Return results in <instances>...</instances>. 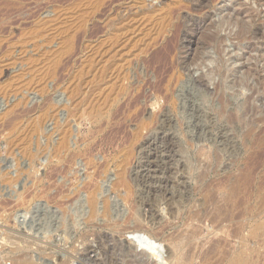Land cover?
I'll use <instances>...</instances> for the list:
<instances>
[{"label":"rangeland","instance_id":"obj_1","mask_svg":"<svg viewBox=\"0 0 264 264\" xmlns=\"http://www.w3.org/2000/svg\"><path fill=\"white\" fill-rule=\"evenodd\" d=\"M263 32L264 0H0V264H82L115 238L139 264L135 216L164 258L199 226L208 264H264Z\"/></svg>","mask_w":264,"mask_h":264},{"label":"bare ground","instance_id":"obj_2","mask_svg":"<svg viewBox=\"0 0 264 264\" xmlns=\"http://www.w3.org/2000/svg\"><path fill=\"white\" fill-rule=\"evenodd\" d=\"M236 15V14H235ZM251 15V14H250ZM238 16V15H237ZM242 17V16H241ZM252 17V16H251ZM235 18V17H234ZM248 18H249V16H248ZM233 19V18H232ZM243 19V18H242ZM239 20V19H238ZM242 21V20H241ZM244 22V21H243ZM246 22V21H245ZM234 29V28H233ZM240 34V33H239ZM238 33H237V35H239ZM245 34H246V32H245ZM244 35V34H243ZM257 36H259V37H264V32L263 33H259V35H257ZM258 38V37H257ZM238 40L240 39V38H237ZM250 39V38H249ZM257 40V39H256ZM255 50L257 51L258 49H256V47H255ZM224 52V51H223ZM257 52H259V51H257ZM236 53V52H235ZM229 55H231V54H229ZM237 56V55H236ZM242 56V55H241ZM240 57V56H239ZM261 57H262V59H263V61H264V56L263 55H261ZM250 58H251V56H250ZM250 58H247V59H250ZM241 60H239L240 61V64H241V68L243 69L242 71H244V73H247V75L248 76H250L248 73H250L251 71L252 72H254L253 71V69H255V72H258L259 73V71H258V67L256 66V65H252L250 62H248V61H251V60H253V58H251L250 60H245V61H243L244 59H246V58H240ZM256 59V58H255ZM258 59V58H257ZM175 61V60H174ZM238 61V60H237ZM239 61H238V63H239ZM259 62V61H258ZM237 63V64H238ZM236 64V63H235ZM174 66V65H173ZM220 69V68H219ZM239 70V69H238ZM241 70V69H240ZM241 71V72H242ZM220 72V71H219ZM235 72V71H234ZM221 73V72H220ZM238 74V73H237ZM221 75V74H220ZM239 75V74H238ZM228 76V75H227ZM241 76H243V75H241ZM247 76V77H248ZM253 76V75H252ZM256 76L258 77V75L256 74ZM256 77V78H257ZM202 78V77H201ZM238 78V77H237ZM246 79V78H245ZM177 80V79H176ZM235 80V79H234ZM237 80V79H236ZM240 80H241V78H240ZM257 80H260V79H257ZM169 81V80H168ZM167 81V82H168ZM232 81V80H231ZM239 81V80H238ZM249 81V80H248ZM235 82V81H234ZM240 82V81H239ZM221 83V82H220ZM239 85H241L240 83L238 84V86ZM261 85H262V83H261ZM167 86V85H166ZM165 86V87H166ZM235 86V85H234ZM237 86V85H236ZM251 86V85H250ZM249 86V87H250ZM263 86V85H262ZM164 87V88H165ZM239 87H241V86H239ZM247 87V86H246ZM254 87V86H253ZM253 87H252V89H253ZM173 87H171V89H172ZM263 88V87H262ZM251 90V89H250ZM254 90V89H253ZM253 90H251V91H253ZM175 91V90H174ZM255 91V90H254ZM257 91V90H256ZM260 91V90H259ZM179 92V91H178ZM176 93V92H175ZM169 94V93H168ZM166 95V94H165ZM189 96V95H188ZM238 96V95H237ZM189 98V97H188ZM137 100V99H136ZM249 101V100H248ZM188 104V103H187ZM198 106V105H197ZM199 109V108H198ZM139 111V110H138ZM200 112V111H199ZM167 113V112H166ZM133 114V113H132ZM195 114V113H194ZM139 116V115H138ZM200 117V116H199ZM212 117V116H211ZM234 118V117H233ZM210 119V118H209ZM117 120V119H116ZM169 120V119H168ZM113 121V120H112ZM159 121V120H158ZM207 122V121H206ZM171 123V122H170ZM258 123V122H257ZM210 124V123H209ZM225 124V123H224ZM69 126V125H68ZM141 126V125H140ZM225 126H227V125H225ZM207 127V126H206ZM142 128H144V127H142ZM65 129V128H64ZM67 130V129H66ZM200 130V129H199ZM68 131H69V129H68ZM161 131V130H160ZM198 131V130H197ZM209 131V130H208ZM226 132V131H225ZM63 133H66V131L65 132H63ZM121 133V132H120ZM148 133H149V131H148ZM164 133V132H163ZM173 133V132H172ZM139 134H140V132H139ZM139 134L138 133H136L135 134V136L138 138V136H139ZM67 135H71L70 133H68ZM93 135V134H92ZM131 135V134H130ZM140 135H142V134H140ZM163 135V134H162ZM63 136H65V138H63V142L60 144L61 145V149L63 150L64 149V151H66V149L65 148H67V146H69L68 144V138L69 137H67L66 135H64L63 134ZM121 136V135H120ZM128 136V135H127ZM134 136V137H135ZM225 136V135H224ZM61 137V136H60ZM131 137V136H130ZM129 137V138H130ZM135 137V138H136ZM141 136H139V138H140ZM62 138V137H61ZM120 138V137H119ZM166 138V137H165ZM118 139V138H117ZM134 139V138H133ZM227 139V138H226ZM164 140V139H163ZM234 140V139H233ZM127 141V140H126ZM138 141H139V139H138ZM60 142H61V140H60ZM133 142V141H132ZM136 141H135V139H134V144H136L135 143ZM169 142V141H168ZM171 142V141H170ZM229 142V141H228ZM125 143V142H124ZM128 144V143H127ZM133 144V145H134ZM171 144H172V142H171ZM155 145V144H154ZM143 146V145H142ZM59 147V146H58ZM129 148H131V147H129ZM61 149H59L60 151H61ZM133 149V148H132ZM141 150H142V147L140 148ZM139 149V150H140ZM181 149V148H180ZM77 150V149H76ZM130 150V149H129ZM129 150H127V151H129ZM177 150V149H176ZM57 152H58V150H56ZM55 151V152H56ZM121 151V150H120ZM125 150H123V152H124ZM131 152H133V150H130L128 153H126L127 155H126V157H125V160H123V162H121L122 163V165H123V172H125L126 170L124 169V168H126V166L128 165V159H129V157L134 153H131ZM149 152V151H148ZM59 153V152H58ZM79 153V152H78ZM178 153V152H177ZM60 154H61V152H60ZM75 154V153H74ZM165 154V153H164ZM79 155V154H78ZM70 156V155H69ZM91 156V155H90ZM148 157V156H147ZM158 157V156H157ZM73 158V157H72ZM93 158V157H92ZM124 158V157H123ZM61 159V158H60ZM74 159V158H73ZM72 159V160H73ZM130 159H131V157H130ZM154 159V158H153ZM67 160H69V159H67ZM148 160V159H147ZM87 161V160H86ZM137 161V160H136ZM151 161V160H150ZM156 161V160H155ZM172 161V160H171ZM180 161H182V160H180ZM149 162V161H148ZM94 163V162H93ZM106 163V162H105ZM120 163V164H121ZM137 163V162H136ZM145 163V162H144ZM110 164V163H109ZM109 164H108V166H109ZM138 164H140L141 165V162H139ZM149 164V163H148ZM167 164V163H166ZM90 165V164H89ZM158 165V164H157ZM170 165V164H169ZM81 167V166H80ZM86 167V166H85ZM156 167V166H155ZM83 168V167H82ZM97 168H98V166H97ZM153 168V167H152ZM183 168V167H182ZM101 169V168H100ZM104 169V168H103ZM103 169H102V171L101 172H103ZM167 169V168H166ZM83 170V169H82ZM95 170V169H94ZM93 170V171H94ZM125 170V171H124ZM130 170V169H129ZM160 170V169H159ZM177 170V169H176ZM136 171V170H135ZM151 171H152V169H151V167L149 168V167H147L146 165H141V169H140V171H139V174L141 173V174H144V172H145V175L147 174H149V173H151ZM155 171H156V169H155ZM121 172V171H120ZM134 172V171H133ZM136 172H138V171H136ZM154 172V171H153ZM164 172V171H163ZM94 173V172H93ZM97 173V172H96ZM129 173V172H128ZM175 173V172H174ZM89 174V173H88ZM92 174V173H91ZM120 174V173H119ZM118 174V175H119ZM122 174V173H121ZM125 174L126 173H123L122 175H121V178H120V183H122V184H124V183H126L125 181H126V179H125ZM136 174V173H135ZM153 174V173H152ZM155 174V173H154ZM90 175V174H89ZM151 175V174H150ZM151 176H153V175H151ZM136 177V176H135ZM142 177V176H141ZM145 177H147V176H145ZM150 178V177H149ZM102 179H104V178H102ZM128 179V178H127ZM139 179H141V178H139ZM155 179V178H154ZM143 180V179H142ZM144 180H146V178L144 179ZM178 180V179H177ZM134 181V180H133ZM150 181V180H149ZM156 181H158V180H156ZM181 181V180H180ZM98 182V181H97ZM111 182V181H110ZM116 182V181H115ZM146 182V181H145ZM91 183V182H90ZM143 183V182H142ZM86 184V183H85ZM98 184V183H97ZM121 184V185H122ZM154 184H156V183H154ZM183 184V183H182ZM112 185H115V183H113ZM116 185H118V184H116ZM128 185V184H127ZM149 186V185H148ZM155 186V185H154ZM153 186V187H154ZM157 186V185H156ZM156 186H155V188H156ZM86 187V186H85ZM96 187V186H95ZM118 187H119V185H118ZM161 187V186H160ZM172 187V186H171ZM170 187V188H171ZM187 187H188V185H187ZM101 188V187H100ZM149 188V187H148ZM97 189H98V187H97ZM115 189V188H114ZM153 189V188H152ZM161 189V188H160ZM187 189V188H186ZM96 190V189H95ZM159 190V189H158ZM157 190V191H158ZM98 191V190H97ZM141 191V190H140ZM153 191V190H152ZM155 191V190H154ZM160 191V190H159ZM163 191V190H162ZM173 191V190H172ZM108 192V191H107ZM159 193V192H158ZM150 194V193H149ZM160 195V194H159ZM185 195V194H184ZM90 197V196H89ZM88 197V198H89ZM179 197V196H178ZM187 197V196H186ZM163 198V197H162ZM145 199V198H144ZM149 199V198H148ZM160 199V198H159ZM170 199V198H169ZM211 199V198H210ZM146 200V199H145ZM88 201H89V199H88ZM150 201V200H149ZM154 201V200H153ZM169 201V200H168ZM152 202V201H151ZM158 202V201H157ZM207 202V201H206ZM208 203V202H207ZM154 204V203H153ZM170 204V203H169ZM106 206H105V208L103 209L104 211H103V213H102V215L101 216H99V213H100V210H99V208H98V206H99V204H98V200H97V197H96V194L95 195H93V197L91 198V201H90V219L91 220H95L97 217H103V220H105V218L104 217H106V218H111V215H110V206H112V205H108L107 203L105 204ZM160 205V204H159ZM200 205V204H199ZM158 206V205H157ZM180 206V205H179ZM171 207V206H170ZM161 208V207H160ZM204 210V208H201V209H198V210ZM207 209V208H206ZM115 210V209H114ZM198 210H195V212L197 211L198 212ZM203 210L201 211V215H202V212H203ZM112 211V210H111ZM207 211V210H206ZM148 212V211H147ZM196 212V213H197ZM194 213V212H193ZM191 214V215H193V217H195L196 218V216L195 215H197V214H200V213H194V214ZM206 212L204 211V214H205ZM52 214V213H51ZM208 214V213H207ZM207 214L205 215V216H207ZM109 215H110V217H109ZM201 215H200V217H201ZM166 216V215H165ZM205 216H202V218H204ZM60 217H62V216H60ZM168 217V216H167ZM192 217V216H191ZM58 218V217H57ZM135 218V220H134V226H131V227H129V226H127V228H129V230H127L128 232L127 233H129V234H131V236H130V239L129 240H131V241H134L135 243H137L140 247H141V250H142V252L144 253V254H146V256H148V258H147V260L146 261H142V259H140L141 261H139L138 263L139 264H149V263H154L155 262V260L157 261V260H159L160 258H162L163 256H162V254H161V252L159 251V250H157V249H155V237H159V234L161 233V232H164V231H162L163 229H165V228H161V225H160V227L159 226H152L151 227V225L150 226H148V221H147V223H145L146 222V219L144 220H140V217L138 218V217H134ZM153 218V217H152ZM88 219V218H87ZM130 219V218H129ZM174 219V218H173ZM89 220V219H88ZM128 220V219H127ZM132 220V219H131ZM130 220V221H131ZM189 220H192V222H194L193 221V219H189ZM199 220H201V218H199ZM205 220H206V217H205ZM98 221V220H97ZM110 221H111V219H110ZM129 221V222H130ZM173 221V220H172ZM176 221V220H175ZM195 221H197V220H195ZM202 221V220H201ZM200 221V223L202 224L203 222H204V220L201 222ZM207 221V220H206ZM89 222V221H88ZM118 222V221H117ZM127 222V221H126ZM132 222V221H131ZM151 222V221H150ZM192 222H191V224H192ZM199 222V221H198ZM197 222V223H198ZM152 223V222H151ZM172 223V222H171ZM62 224V223H61ZM60 224V225H61ZM110 224V223H109ZM129 224V223H128ZM155 224H157V223H155ZM204 224V223H203ZM203 224H202V226H203ZM195 225V224H194ZM197 225H199V224H197ZM89 226V225H88ZM163 226V225H162ZM193 226V225H192ZM201 226V227H202ZM93 227H95V226H93ZM195 226H193V228H190L189 230H193V229H195V230H193V231H189V230H187V231H189V232H187V234H189L188 235V243H186L187 245H186V247L188 248H183L184 250H186L185 252H182V251H184V250H179V247L178 246H176V245H174V244H171L170 243V245L168 246V250H167V256H166V258H164L163 257V259H165V261H166V264H208V261H209V259H210V257H211V255L212 254H214V253H216L217 251H218V248L221 246L220 244H213V246H211L210 245V250L209 251H207L206 250V252H204L203 251V247H205V246H203L202 244H204L206 241V238H204L205 240V242L204 243H202L203 241H202V239L199 241V231H197L198 229V227L196 228H194ZM59 228V227H58ZM123 228V227H122ZM200 228V227H199ZM197 229V230H196ZM205 229V228H204ZM124 230V229H123ZM202 231H203V229H202ZM201 231V232H202ZM92 233H94V232H92ZM96 234V233H95ZM111 234V233H110ZM185 234V233H184ZM183 234V235H184ZM186 234V235H187ZM92 235V234H91ZM105 235V234H104ZM103 235V236H104ZM203 235H204V233H202V237H203ZM90 236V235H89ZM98 236V235H97ZM106 236V235H105ZM122 236V235H121ZM178 236H180V235H178ZM172 237V236H171ZM176 237V236H175ZM174 237V238H175ZM182 237V236H181ZM201 237V236H200ZM201 237V238H202ZM64 238V237H63ZM96 238V237H95ZM118 238V237H117ZM161 238V237H160ZM174 238H172L173 240H174ZM178 238V237H177ZM182 238H184V237H182ZM78 239V238H77ZM100 239V238H99ZM98 239V240H99ZM102 239V238H101ZM180 239V238H179ZM186 239V238H185ZM67 240V239H66ZM85 241V240H84ZM112 241V240H111ZM103 241L102 240H99L98 241V250H96L97 251V253H98V255H96L95 254V258L94 259H83V263L82 264H117V263H120L121 261H122V259H123V257H130V258H132V259H135V258H137V256L139 257V254L137 255V256H134V254H133V251L131 250V244L129 243V241H128V239H114L112 242H109V241H107V243H106V245H104L103 243H102ZM168 242V241H167ZM177 242H181V241H177ZM182 242H184L183 241V239H182ZM181 242V243H182ZM174 243H176V242H174ZM168 244H169V242H168ZM177 244V243H176ZM178 245V244H177ZM182 245H184L183 243H182ZM182 245H181V247H182ZM108 246V247H107ZM167 246V245H166ZM207 248V247H206ZM85 249V248H84ZM91 249V248H90ZM93 249V248H92ZM91 249V250H92ZM208 249H209V247H208ZM205 250V249H204ZM86 253V252H85ZM150 254H152V256L150 255ZM93 255V254H92ZM150 258V259H149ZM64 259V258H63ZM126 259V258H125ZM130 260V259H129ZM128 260V261H129ZM152 260V261H151ZM67 261V260H66ZM65 261V262H66ZM127 261V262H128ZM134 262V261H133ZM240 262L241 263H243L244 262V260H242L241 259V257H240V259L238 260V261H236V264H240ZM124 263V262H123ZM135 263V262H134ZM68 264V263H67ZM131 264V263H130ZM133 264V263H132Z\"/></svg>","mask_w":264,"mask_h":264}]
</instances>
